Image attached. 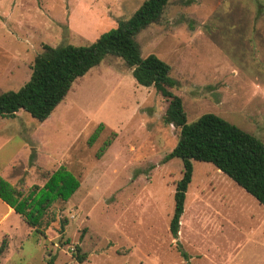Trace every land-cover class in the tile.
<instances>
[{
  "label": "rangeland",
  "instance_id": "obj_1",
  "mask_svg": "<svg viewBox=\"0 0 264 264\" xmlns=\"http://www.w3.org/2000/svg\"><path fill=\"white\" fill-rule=\"evenodd\" d=\"M144 1L0 0V94L29 80L44 45L89 46ZM135 40L142 58L171 67L188 123L212 113L264 142V0H170ZM167 103L107 56L44 122L0 119V178L22 198L61 166L80 181L38 228L0 201V264H264V206L209 163L192 162L170 235L182 164L165 161L179 134L163 121Z\"/></svg>",
  "mask_w": 264,
  "mask_h": 264
},
{
  "label": "trees",
  "instance_id": "obj_2",
  "mask_svg": "<svg viewBox=\"0 0 264 264\" xmlns=\"http://www.w3.org/2000/svg\"><path fill=\"white\" fill-rule=\"evenodd\" d=\"M170 0H145L127 19L103 33L89 46L44 45L31 67L29 80L17 91L0 94V119L14 118L18 111L29 114L39 123L44 122L68 94L73 82L100 64L107 56L120 58L131 69L137 85L153 87L167 100L163 121L179 130L178 140L165 161L177 158L182 164V176L175 184L173 213L169 232L178 238L185 196L192 178V162L211 164L216 170L244 190L258 204L264 206V142L239 129L219 116L206 113L188 123L180 97L172 93L177 82L171 78V67L150 54L140 56L135 40L137 34L156 23ZM101 129V126H99ZM98 130L92 136L94 139ZM114 136V135H113ZM90 139V140H91ZM106 142L98 151L100 156ZM34 155H31L32 160ZM80 186V181L64 166L50 174L44 185L33 187L22 198L21 193L0 178V199L31 228H38L56 202L66 203ZM180 255L187 259L177 243ZM0 244V254L6 250ZM76 260L86 258L75 247ZM46 264H53V258Z\"/></svg>",
  "mask_w": 264,
  "mask_h": 264
},
{
  "label": "crops",
  "instance_id": "obj_3",
  "mask_svg": "<svg viewBox=\"0 0 264 264\" xmlns=\"http://www.w3.org/2000/svg\"><path fill=\"white\" fill-rule=\"evenodd\" d=\"M0 201L2 202V204H3V206H4V208L5 209H7L8 210V214L7 215H15V216H18L19 217V215L18 214H16L9 206H7L1 199H0ZM6 211V210H5ZM5 217V216H4Z\"/></svg>",
  "mask_w": 264,
  "mask_h": 264
}]
</instances>
